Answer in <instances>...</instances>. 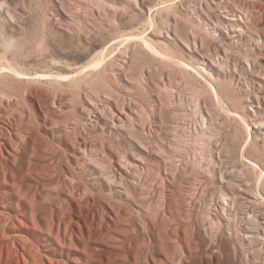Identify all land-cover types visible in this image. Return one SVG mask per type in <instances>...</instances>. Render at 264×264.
Wrapping results in <instances>:
<instances>
[{
	"label": "rangeland",
	"instance_id": "374dc122",
	"mask_svg": "<svg viewBox=\"0 0 264 264\" xmlns=\"http://www.w3.org/2000/svg\"><path fill=\"white\" fill-rule=\"evenodd\" d=\"M263 7L0 0V264H264Z\"/></svg>",
	"mask_w": 264,
	"mask_h": 264
},
{
	"label": "bare ground",
	"instance_id": "6f19581e",
	"mask_svg": "<svg viewBox=\"0 0 264 264\" xmlns=\"http://www.w3.org/2000/svg\"><path fill=\"white\" fill-rule=\"evenodd\" d=\"M262 18H263V21H264V7L262 8ZM227 21L230 23V25L231 26H229L230 27V29H232L234 32H237V30H235L234 29V27H235V25L237 26V25H239L237 22H236V18L235 17H230V16H228V18H227ZM235 34V33H234ZM135 37H125V38H123V39H120V40H118L116 43H118V44H122L124 41L125 42H127V41H130V40H132V39H134ZM112 44H114V43H112ZM109 51V50H108ZM103 56H105L104 54H103ZM101 64H102V62H103V60H100L99 61ZM95 63V62H94ZM16 66V65H15ZM90 66V65H89ZM92 66V65H91ZM87 68V67H86ZM257 100H259V99H257ZM115 117L117 116V114H115L114 115ZM120 117V116H119ZM117 118H118V116H117ZM81 148V147H80ZM126 169V168H125ZM5 193H7V192H5ZM3 202V198H0V203H2ZM166 202V201H165ZM3 208H5V206H0V235L1 234H5V232H6V228L8 227V222H7V220L9 219L8 218V216H7V214L9 215V213H5V212H3L4 210H3ZM161 212V211H160ZM164 214H165V212H164ZM10 221V220H9ZM77 222V221H76ZM153 223V226L155 227L156 225L154 224V222H152ZM171 232H173L172 231V229H171ZM6 236H9V235H6ZM1 237V236H0ZM9 252V251H8ZM26 249H25V247H20V248H18V250H16V253H18L19 255H21V258H22V260L24 261V264L25 263H27V262H29L28 261V258H26ZM23 263V262H22Z\"/></svg>",
	"mask_w": 264,
	"mask_h": 264
}]
</instances>
